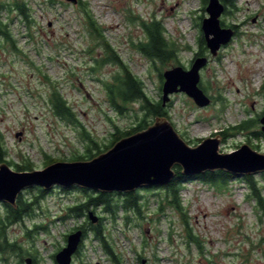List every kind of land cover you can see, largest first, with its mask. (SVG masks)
Here are the masks:
<instances>
[{
	"label": "rangeland",
	"instance_id": "rangeland-1",
	"mask_svg": "<svg viewBox=\"0 0 264 264\" xmlns=\"http://www.w3.org/2000/svg\"><path fill=\"white\" fill-rule=\"evenodd\" d=\"M27 1L30 23L15 7L10 10L0 5V16L10 24L16 47L0 38V134L8 160L31 163L32 169H43L50 158L74 160L87 155L88 146L93 147L85 133L103 146L110 143L116 128L130 130L144 115L140 102L128 103L123 114L110 104L105 84L113 80L119 66L112 62L100 66L106 50L91 36L81 2L88 4L107 42L154 100L162 97L160 73L177 65L189 68L200 50L210 54L200 84L212 99L210 105L200 107L186 93H175L167 102L170 120L191 146L219 134L220 152L249 144L264 153L260 123L264 113V0H236L237 9L223 13L221 22L237 33L216 56L198 43L202 20L208 16L203 0ZM1 2L9 5L12 0ZM154 19L161 20L166 37L179 44L181 64L171 60L163 65L136 47L146 39L142 20ZM54 89L70 104L77 123L55 113L50 100ZM245 120L251 122L248 129H233ZM11 167L18 170L15 164ZM233 176L222 187L196 177L182 183V212L170 205L159 209L165 203H161L164 187L138 189L146 203L144 218L130 212L128 220L122 210L114 218L101 206L91 210L103 218L104 234L121 264H141L142 258L148 264H264V209L247 175ZM252 176L264 197V172ZM38 188L24 190L23 199L34 200ZM85 199L80 189L56 186L33 206L32 215L14 224H3L7 212L5 202L0 201V232L19 246L17 251L0 250V264L21 260L24 264V258L30 257L27 253L35 255L38 264H55L53 256L66 245L67 235L88 221L67 217L68 208ZM72 264L114 262L90 232Z\"/></svg>",
	"mask_w": 264,
	"mask_h": 264
},
{
	"label": "water",
	"instance_id": "water-1",
	"mask_svg": "<svg viewBox=\"0 0 264 264\" xmlns=\"http://www.w3.org/2000/svg\"><path fill=\"white\" fill-rule=\"evenodd\" d=\"M78 3V0H67ZM208 16L202 20L201 30L212 56L228 44L235 35L232 27H224L221 16L223 0H209ZM208 64L207 56L193 60L189 69L182 65L163 72V104L175 93H186L200 107L211 103V97L201 88V70ZM264 132V114L260 118ZM219 134L205 137L196 146L188 144L167 116H158L152 124L124 136L106 151L87 160L54 161L43 169L15 170L7 162H0V201L17 206L18 196L26 189L39 187L50 191L56 186H74L100 192H133L143 187H163L177 175L195 176L223 170L232 175H253L264 172V153L249 144H242L231 152H220ZM92 223L99 220L94 211L88 213ZM83 240V230L67 236L66 245L56 253L57 264H72ZM26 264H33L32 258ZM141 264H148L143 258Z\"/></svg>",
	"mask_w": 264,
	"mask_h": 264
},
{
	"label": "trees",
	"instance_id": "trees-1",
	"mask_svg": "<svg viewBox=\"0 0 264 264\" xmlns=\"http://www.w3.org/2000/svg\"><path fill=\"white\" fill-rule=\"evenodd\" d=\"M209 0H203L204 5L208 4ZM223 3L225 5V11L224 13H230L234 12L237 9L236 0H223ZM1 7L9 6V9L12 10V7H15L20 14L29 21L30 17V7L27 0H12V3L9 5L7 3L1 2ZM82 9L86 13L87 17V23H88V29L93 38H96L100 40V44L104 46V49L106 50V57L101 61L100 63H97L100 66L102 64H105L106 62H112L119 66V71L117 74L114 75L112 81H108L105 84V90L108 96V100L110 104L121 114L125 112L127 108L128 103H136L140 102V109L142 112H144L143 117L138 122L137 126L131 128L130 130L121 131L119 128H116V132L112 133V139L109 144H103L101 146L89 133L84 134V138L89 141V143L93 146H88V154L87 155H79L77 157H74V160H82V159H90L94 156L98 155L99 153H102L109 149L111 146L114 145L116 141L121 139L124 136H128L130 134H133L139 130L145 129L148 127L152 121V119L155 120L158 116H167L168 109L167 105L163 104L162 97L161 99L154 100L149 96V94L146 91L145 85L143 81L132 73V71L129 69L128 65L122 60L121 56L112 48V46L107 42L104 35V29L101 27V25L96 20L94 14L90 11L88 4L86 2H81ZM232 8V9H231ZM30 23V21H29ZM142 26L144 28V31L146 33V39L144 41L139 42L136 44V47L138 50H140L144 55H146L148 58H150L153 61H160L163 65L167 63L168 61H176L179 64H181L178 60V53L180 51V46L176 41L169 40L166 37V29L161 20L154 19L153 21L147 22L142 20ZM222 26L225 27L224 23L222 22ZM236 28V26H233ZM237 33V31H236ZM0 38L6 39L8 42H12L13 46L15 47V42L13 39V34L10 28V24L8 22H4L0 16ZM198 43L200 48L206 49V41L203 35V32L201 31V35L198 38ZM16 49V47H15ZM98 67V66H97ZM98 69V68H97ZM160 77L162 82H164L163 73H160ZM264 88V86H263ZM206 90V88H205ZM50 100L53 104L54 111L57 115L62 117L65 120L76 122V115L75 112L72 110V107L67 102V100L64 98V96L59 92L57 89H54L51 93ZM170 118V117H169ZM251 125V122L248 120H245L241 124L233 127V129L237 130H245L248 129ZM258 134V133H254ZM96 150V152H93ZM7 149L5 147V142L0 134V162H7L9 165H16V168L18 170H31L32 164L25 162V164H19L14 163L11 160L7 159ZM57 161L56 159L50 158L47 162V164ZM180 167H177V175L173 179V181L163 186L166 189V195L161 200L162 202H165L163 204H160L159 209L162 211L165 208V205H170L171 207L179 210V212L183 211V204L181 200V184L188 181L191 178H200L204 182H208L214 185H217L219 187H222L226 185L228 180L232 177H234L232 174H229L223 170H217L214 172H206L203 174H198L195 176H185L181 174ZM254 176L247 175L245 178L248 181L251 189L253 190V195L256 197L258 203L261 205V207L264 209V197L260 193V191L257 189L256 182L253 179ZM80 189L86 194V199L80 203H77L76 205H73L68 208L69 213L67 214L71 217H86L88 221H85L84 224H82L79 227H76L77 229L83 230V239L87 238L89 233L92 232L96 239H98L101 244L103 245L107 255L110 257V259L114 262V264H121V258L119 254L114 249V246L109 241V237L104 234L105 228L103 225V218L100 217L98 222L92 223L89 219L88 213L92 208L95 210L98 207H102L104 212H107L111 214L114 218L117 217V214L120 210L127 212L126 218L128 220L131 219L129 216L130 212H133L135 216L143 217V206L146 205V203L143 202L144 196L138 191L133 192H100L95 191L90 192L89 188H82V187H71L68 189ZM155 188V187H154ZM154 188H147L146 190H152ZM39 195L35 196V199L28 202L27 200L23 199L22 194L18 196L17 199V206L14 207L8 203H5L6 207V220H3V224H14L19 221H21L22 218H24L26 215H32L33 206L38 205L39 199L45 196L47 191H45L42 188H38ZM67 190V189H65ZM115 196H119L121 199H116ZM184 215V214H183ZM187 222V220H185ZM190 231V229H189ZM3 232H0V249L1 250H13L17 251L18 244L16 242L13 243H6L2 240ZM191 236V234H190ZM193 236H191L192 238ZM82 245V242L79 246ZM78 250V251H79ZM78 253V252H77ZM55 258V256H53ZM37 257L35 258V260ZM25 264V261H24ZM37 264V263H36ZM55 264H57L55 262Z\"/></svg>",
	"mask_w": 264,
	"mask_h": 264
},
{
	"label": "flooded vegetation",
	"instance_id": "flooded-vegetation-1",
	"mask_svg": "<svg viewBox=\"0 0 264 264\" xmlns=\"http://www.w3.org/2000/svg\"><path fill=\"white\" fill-rule=\"evenodd\" d=\"M207 46V45H206ZM208 48V47H207ZM209 50V49H208ZM209 53H210V50H209ZM199 56H207V52H205V51H203V50H200L199 52H197L196 54H195V57L192 59V62H191V64H190V67H191V65H192V63H193V60L196 58V57H199ZM208 57V64L210 63V54L207 56ZM207 64V65H208ZM206 65V66H207ZM205 66V67H206ZM189 67V68H190ZM186 68V67H185ZM189 68H187V69H189ZM202 71V70H201ZM200 84H201V82H200ZM201 86V85H200ZM210 96V95H209ZM78 230V229H77ZM3 236V237H2ZM1 237H2V240H4V241H6V242H8V240L6 239V236H4L3 235V233H2V235H1ZM10 243V242H9ZM11 244V243H10ZM1 250V249H0ZM28 255H30V257H25L24 258V261H26V259L27 258H32V260H33V264H38V259H36L35 260V258H36V256L35 255H33V254H31V253H27ZM19 264H23V260H21V262L19 263ZM25 264H26V262H25Z\"/></svg>",
	"mask_w": 264,
	"mask_h": 264
}]
</instances>
